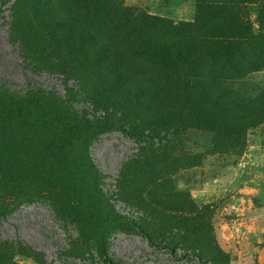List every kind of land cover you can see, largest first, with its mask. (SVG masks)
Wrapping results in <instances>:
<instances>
[{
  "label": "rangeland",
  "instance_id": "obj_1",
  "mask_svg": "<svg viewBox=\"0 0 264 264\" xmlns=\"http://www.w3.org/2000/svg\"><path fill=\"white\" fill-rule=\"evenodd\" d=\"M231 1L124 0L142 16L112 34L105 55L99 43L80 45L74 33L86 25L91 6L0 0V103L12 109L8 142L55 154L82 117L149 135L105 131L55 162L69 169L81 212L63 190L37 189L24 168L0 165V244L9 255L0 264H106L88 222L104 239L111 264H264V40L244 44L233 57L242 70L220 56L201 64L221 83L210 84L212 98L222 93L234 116L257 119L233 140L189 122L185 111L164 119L181 106V83L155 60L130 53L146 15L185 22L196 32L224 2L233 7ZM234 4L264 36V0ZM135 83L160 97L147 98Z\"/></svg>",
  "mask_w": 264,
  "mask_h": 264
},
{
  "label": "trees",
  "instance_id": "obj_2",
  "mask_svg": "<svg viewBox=\"0 0 264 264\" xmlns=\"http://www.w3.org/2000/svg\"><path fill=\"white\" fill-rule=\"evenodd\" d=\"M201 4V0H196ZM246 4L248 0H233V7L224 2L213 11L214 19L206 28L196 32L187 31V23L174 22L171 19L156 15H146L144 28L137 37V44L132 46L130 53L135 57H145L156 61L158 66L181 83L182 99L179 107L172 113L163 116L169 120L172 116L186 112V120L204 124V128L220 135L229 136L232 140L243 137L249 128L257 124V119L236 117L229 110L222 93L212 98L209 94L210 84L216 82L214 73L203 72L201 64L205 58L224 57L229 59L231 67L242 70L233 57L241 54L242 46L252 40H264L251 21L244 18L234 4ZM54 3L55 0H49ZM82 6H91L93 13L86 15V25L75 28L80 45L99 43L100 51L105 55L112 52L110 42L112 34L124 29L135 19L141 18L140 12L125 8L124 0H77ZM229 9H226V6ZM260 23L264 21V7L260 9ZM54 21L62 28H67L68 21L59 14L53 15ZM106 41L101 42L102 37ZM119 75L123 72L119 70ZM136 87L140 93L150 99H158L159 92L147 91ZM12 118V109L0 103V165H12L24 168L33 178V186L37 189L56 187L63 190L72 200L73 206L82 211L81 198L77 185H74L72 175L67 167H57L55 162L61 159L65 152L74 144L85 146L89 140L100 133L109 130H119L133 136H149L139 129L123 127L117 122L99 119L90 120L87 117L76 119L67 130L66 145L55 150V154L36 152L21 144L10 143L5 131ZM156 134L155 136H158ZM62 149V151H60ZM121 222V220H116ZM178 223L184 224L178 220ZM86 228L94 234L96 250L106 264H111L106 256L105 242L94 224L88 222ZM0 244V263L8 261V253ZM217 253V251H216Z\"/></svg>",
  "mask_w": 264,
  "mask_h": 264
},
{
  "label": "crops",
  "instance_id": "obj_3",
  "mask_svg": "<svg viewBox=\"0 0 264 264\" xmlns=\"http://www.w3.org/2000/svg\"><path fill=\"white\" fill-rule=\"evenodd\" d=\"M152 5V4H151ZM153 6V5H152ZM152 6H150V7H152Z\"/></svg>",
  "mask_w": 264,
  "mask_h": 264
}]
</instances>
